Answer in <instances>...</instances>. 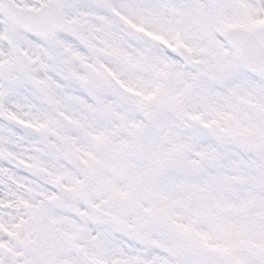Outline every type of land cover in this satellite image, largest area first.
Masks as SVG:
<instances>
[{
  "label": "snow or ice",
  "instance_id": "6c2138e0",
  "mask_svg": "<svg viewBox=\"0 0 264 264\" xmlns=\"http://www.w3.org/2000/svg\"><path fill=\"white\" fill-rule=\"evenodd\" d=\"M0 264H264V0H0Z\"/></svg>",
  "mask_w": 264,
  "mask_h": 264
}]
</instances>
